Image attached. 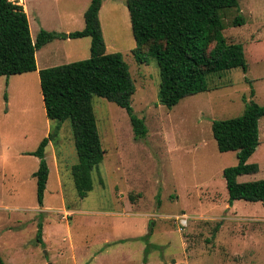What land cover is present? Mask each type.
Segmentation results:
<instances>
[{
	"label": "rangeland",
	"instance_id": "rangeland-1",
	"mask_svg": "<svg viewBox=\"0 0 264 264\" xmlns=\"http://www.w3.org/2000/svg\"><path fill=\"white\" fill-rule=\"evenodd\" d=\"M15 1L27 10L34 41L41 28L82 29L91 0ZM238 4V9L222 11L224 34L243 44L248 69L216 74L210 90L167 108L159 101L156 60L140 63L133 54L136 42L125 0H102L99 20L106 52L122 53L128 64L135 84L131 107L144 119L147 132L135 136L124 108L93 98L105 152L83 198L77 196L71 175L77 154L70 120L46 117L37 72L0 76L3 263L264 264V202L230 203L223 169L236 165V151L220 152L211 130L214 119L242 114L250 100L264 104V0ZM238 14L245 22L234 26L231 21ZM89 55L90 38L82 37L53 40L35 58L41 66L46 57L50 67ZM57 126L45 150L49 174L40 206L33 176L39 159L27 153ZM259 140L249 158L259 170L239 181L264 178V116ZM181 215L188 216L185 227L178 223Z\"/></svg>",
	"mask_w": 264,
	"mask_h": 264
},
{
	"label": "trees",
	"instance_id": "trees-1",
	"mask_svg": "<svg viewBox=\"0 0 264 264\" xmlns=\"http://www.w3.org/2000/svg\"><path fill=\"white\" fill-rule=\"evenodd\" d=\"M125 3L136 42L133 54L140 63H148L150 58L156 60L160 77L158 96L165 107L172 108L187 96L210 90V78L216 74L235 67L244 72L248 69L243 44L224 34L222 11L230 7L238 9V0H125ZM101 5L102 0L90 1L83 13L82 29L68 33L40 29L33 41L23 6L15 0H0V76L36 71V51L55 39L90 38L88 58L38 71L46 117L59 122L69 119L71 123L77 154L71 175L79 198L91 191L93 169L98 168L105 152L96 125L95 96L124 108L135 136L143 137L147 132L144 119L137 117L131 107L135 84L128 64L122 53L106 52L99 20ZM244 22L240 14L231 21L234 26ZM263 116L264 104L250 100L242 114L212 121L217 149L236 151V165L223 169L230 203L264 202V178L237 179L259 170L258 163L249 162V158L260 143L259 120ZM58 127L27 153L39 159L33 176L40 206L49 174L45 150ZM41 228L39 222L38 241ZM0 262L5 264L1 259Z\"/></svg>",
	"mask_w": 264,
	"mask_h": 264
},
{
	"label": "crops",
	"instance_id": "crops-1",
	"mask_svg": "<svg viewBox=\"0 0 264 264\" xmlns=\"http://www.w3.org/2000/svg\"><path fill=\"white\" fill-rule=\"evenodd\" d=\"M23 3V2H22ZM25 12H26V14H27V10L25 9ZM41 25L42 26H45L44 25V23L43 22H41ZM42 29V28H41ZM40 31V30H39ZM57 32H59V31H57ZM65 33H68V32H65ZM65 39H68V38H65ZM55 40H61V39H55ZM46 45V44H45ZM43 47V46H42ZM39 50V49H38ZM46 56V55H45ZM49 63H50V60H48L46 57H44L43 58V61H42V65L41 66H39V64L37 65V70L36 71H34V72H37L38 73V71L41 69V68H43V67H47L48 65H49ZM42 206V205H41ZM41 212H43V211H41ZM95 257V255L93 256V258Z\"/></svg>",
	"mask_w": 264,
	"mask_h": 264
},
{
	"label": "built area",
	"instance_id": "built-area-1",
	"mask_svg": "<svg viewBox=\"0 0 264 264\" xmlns=\"http://www.w3.org/2000/svg\"><path fill=\"white\" fill-rule=\"evenodd\" d=\"M187 219L188 216L187 215H181L180 217H178V223L181 227H185L187 226Z\"/></svg>",
	"mask_w": 264,
	"mask_h": 264
}]
</instances>
